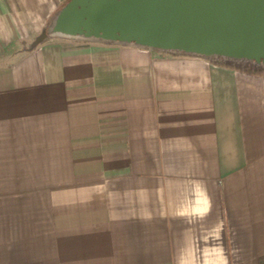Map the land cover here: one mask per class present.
Returning <instances> with one entry per match:
<instances>
[{"label":"crops","instance_id":"crops-1","mask_svg":"<svg viewBox=\"0 0 264 264\" xmlns=\"http://www.w3.org/2000/svg\"><path fill=\"white\" fill-rule=\"evenodd\" d=\"M0 0V264H264V65L47 33Z\"/></svg>","mask_w":264,"mask_h":264},{"label":"water","instance_id":"water-1","mask_svg":"<svg viewBox=\"0 0 264 264\" xmlns=\"http://www.w3.org/2000/svg\"><path fill=\"white\" fill-rule=\"evenodd\" d=\"M47 33L264 65V0H68Z\"/></svg>","mask_w":264,"mask_h":264},{"label":"rangeland","instance_id":"rangeland-1","mask_svg":"<svg viewBox=\"0 0 264 264\" xmlns=\"http://www.w3.org/2000/svg\"><path fill=\"white\" fill-rule=\"evenodd\" d=\"M218 58H220L221 60H228L229 62H233V63H236L238 65H243V66H247V67H255V65H250L249 63L251 61L249 60H243V59H232V58H226V57H223V56H217Z\"/></svg>","mask_w":264,"mask_h":264}]
</instances>
